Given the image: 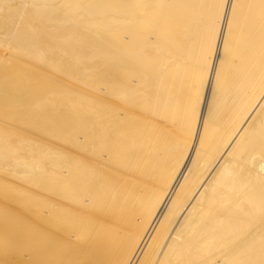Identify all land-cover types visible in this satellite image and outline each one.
<instances>
[{
    "label": "bare ground",
    "instance_id": "obj_1",
    "mask_svg": "<svg viewBox=\"0 0 264 264\" xmlns=\"http://www.w3.org/2000/svg\"><path fill=\"white\" fill-rule=\"evenodd\" d=\"M0 264H264V0H0Z\"/></svg>",
    "mask_w": 264,
    "mask_h": 264
}]
</instances>
